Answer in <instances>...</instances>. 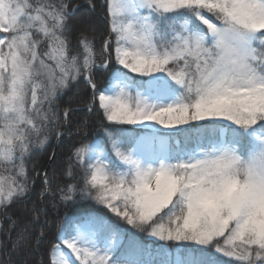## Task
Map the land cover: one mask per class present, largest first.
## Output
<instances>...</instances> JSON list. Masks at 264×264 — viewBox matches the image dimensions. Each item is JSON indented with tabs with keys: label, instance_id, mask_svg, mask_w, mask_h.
<instances>
[{
	"label": "snow or ice",
	"instance_id": "6c2138e0",
	"mask_svg": "<svg viewBox=\"0 0 264 264\" xmlns=\"http://www.w3.org/2000/svg\"><path fill=\"white\" fill-rule=\"evenodd\" d=\"M77 8L0 0V209L29 198L26 164L62 137L71 84L91 89L103 132L72 146L55 192L44 175L13 250L34 237L31 251L48 244L40 264H264V0H105L98 52L84 31L73 52ZM49 195L94 201L117 222L66 217L48 240ZM119 221L160 246L125 241Z\"/></svg>",
	"mask_w": 264,
	"mask_h": 264
},
{
	"label": "trees",
	"instance_id": "16d2710c",
	"mask_svg": "<svg viewBox=\"0 0 264 264\" xmlns=\"http://www.w3.org/2000/svg\"><path fill=\"white\" fill-rule=\"evenodd\" d=\"M71 2L78 6L76 15L81 14L77 21H72L76 26L70 36L73 52L82 51L79 40L80 29L83 27H86L87 30L84 33L89 38L95 35V47L98 52L103 37L108 33L106 8L102 9L105 0H92L95 5L94 10L90 7L88 0H71ZM97 18L100 19L101 25ZM96 80L98 87L103 88L106 86V76L103 73L97 74ZM90 95L91 89L81 81L78 84H71L60 96L57 106L60 108L61 116L65 108L69 109L70 122L65 124L62 119L60 126V131L63 133L62 137L58 139L53 133L44 146L33 150L35 154L31 156L26 164L31 180L29 198L23 202L13 204L6 210L0 209V264H40L41 260H47V257L43 255L48 247L47 241L40 245L37 252L31 251L30 248V245L35 242L34 237L28 241H23L22 246L16 251L13 250V242L17 240L22 229L31 224L33 205L41 202L42 194L45 191L44 175L47 174L49 179L55 178L57 181L52 184V191L55 192L65 180L64 170L68 166L72 146L80 141L85 132L88 134L89 140L103 136L99 126V115L95 112L90 113L87 110ZM61 145L63 147H59ZM57 147L60 148V151L56 154ZM51 157L52 161L50 162ZM0 169H2L0 175H7L2 167ZM43 207L48 214L47 216L41 215L39 219L46 224L44 230L48 233V240L55 237L66 217L104 215L113 222H117L116 217L110 215L102 206L91 200L78 199L75 203L65 206L59 202L58 195H49L43 201ZM13 220L15 221V227L11 223ZM119 223L121 227L127 230L125 241L131 237L147 246L149 241L147 243L148 235L146 233L138 232L122 221H119ZM23 245H27V247Z\"/></svg>",
	"mask_w": 264,
	"mask_h": 264
},
{
	"label": "rangeland",
	"instance_id": "374dc122",
	"mask_svg": "<svg viewBox=\"0 0 264 264\" xmlns=\"http://www.w3.org/2000/svg\"><path fill=\"white\" fill-rule=\"evenodd\" d=\"M80 17H81V14L76 15V16H75V19L73 20V22L77 21ZM97 19H98V21H99V24L101 25V21H100V19H99V18H97ZM85 30H87L86 27H83V28L80 29V31H85ZM59 147H63V146L61 145V146H59ZM59 151H60V148L57 147V152H56V154H57ZM0 170H2V169H0ZM105 210L108 212L107 209H105ZM108 213H109L110 215L113 216V214H111L110 212H108ZM148 241H149V243H148ZM147 243H148V244H147V247H150V248H156L157 245L160 246V243H161V242L156 241V240H154L153 238H151V237L148 236V238H147ZM150 244H151V245H150ZM159 246H158V247H159Z\"/></svg>",
	"mask_w": 264,
	"mask_h": 264
},
{
	"label": "water",
	"instance_id": "95a60500",
	"mask_svg": "<svg viewBox=\"0 0 264 264\" xmlns=\"http://www.w3.org/2000/svg\"><path fill=\"white\" fill-rule=\"evenodd\" d=\"M51 160H52V157H51ZM51 160H50V161H51Z\"/></svg>",
	"mask_w": 264,
	"mask_h": 264
},
{
	"label": "bare ground",
	"instance_id": "6f19581e",
	"mask_svg": "<svg viewBox=\"0 0 264 264\" xmlns=\"http://www.w3.org/2000/svg\"><path fill=\"white\" fill-rule=\"evenodd\" d=\"M51 161H52V160H51ZM51 161H50V162H51Z\"/></svg>",
	"mask_w": 264,
	"mask_h": 264
}]
</instances>
